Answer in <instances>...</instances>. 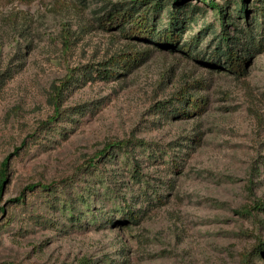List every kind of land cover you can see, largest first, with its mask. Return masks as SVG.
Listing matches in <instances>:
<instances>
[{
  "label": "rangeland",
  "instance_id": "obj_1",
  "mask_svg": "<svg viewBox=\"0 0 264 264\" xmlns=\"http://www.w3.org/2000/svg\"><path fill=\"white\" fill-rule=\"evenodd\" d=\"M216 1L186 0L168 47L105 27L134 0H0V264H264V0ZM184 93L204 110L176 114Z\"/></svg>",
  "mask_w": 264,
  "mask_h": 264
},
{
  "label": "trees",
  "instance_id": "obj_2",
  "mask_svg": "<svg viewBox=\"0 0 264 264\" xmlns=\"http://www.w3.org/2000/svg\"><path fill=\"white\" fill-rule=\"evenodd\" d=\"M186 0H172V8L169 11L168 26L161 30H157L156 23L152 21V14L162 10L165 6L163 0H134L132 4L125 5L123 2L113 3V7L110 10V15L106 18L103 24L106 28H120L124 35L127 37L136 38L139 40H152L159 46H171L177 43L181 39V31L187 27L186 18L179 16L181 10H186L184 4ZM209 5L217 9L218 12L225 16L224 9L220 7V3L216 0H208ZM241 3V2H240ZM242 5L240 6V8ZM244 8V7H243ZM194 20V17L188 16V22ZM181 30V31H180ZM187 46V47H186ZM190 45L185 44L184 49L190 50ZM216 55L226 56L229 70L244 74L247 69L249 57L240 55L238 51L226 43V46H220L216 49ZM209 60V58H208ZM218 64L217 62H212ZM102 74L104 77H112L114 69L103 68ZM99 74V72L97 73ZM74 79V71L70 69L68 73L59 81V84L54 86V92L52 95V101L54 103V112L47 119V123H51L56 119H59L63 114L60 106V98L66 87H68ZM183 97L187 100L185 106L176 110V114L183 116H192L201 113L204 110V104H201V98H198L192 94L184 93ZM145 146L146 142L141 139L128 138L109 142L102 150H100L95 157H104L108 151L115 148H127L131 145ZM127 150V149H125ZM93 160V159H92ZM91 160V161H92ZM95 160V159H94ZM93 160V161H94ZM92 161V162H93ZM90 166H92L90 164ZM8 174V157H6L0 167V196L3 190L4 182L7 180ZM53 183H32L29 184L19 195L16 200H22L25 196V190H34L40 188L42 190H53ZM4 210V207H2ZM9 223V222H8Z\"/></svg>",
  "mask_w": 264,
  "mask_h": 264
}]
</instances>
